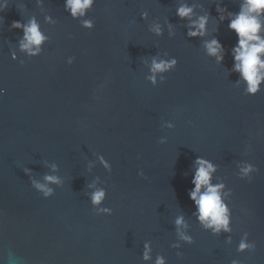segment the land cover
<instances>
[{
    "label": "water",
    "instance_id": "water-1",
    "mask_svg": "<svg viewBox=\"0 0 264 264\" xmlns=\"http://www.w3.org/2000/svg\"><path fill=\"white\" fill-rule=\"evenodd\" d=\"M182 2L96 0L91 32L64 11V0H44L42 8L37 0H10L0 13V87L6 89L0 97V264H150L141 258L147 240L153 259L159 253L168 264H230L232 258L264 264V91L244 96L233 84L237 74L228 77L236 43L228 21L214 33L229 53L220 66L204 55L198 39L186 37L175 15ZM197 2L218 15L211 0ZM238 2L223 0V6L236 12ZM48 14L55 24L45 23ZM31 16L50 41L31 60L18 53L25 59L21 66L11 59L10 47H18L23 33L9 26ZM168 19L177 27L174 38L148 31ZM216 27L211 21L209 38ZM165 51L178 65L164 84L152 87L142 59ZM68 56L75 57L70 66ZM100 84L105 87L97 92ZM161 120L173 121L175 129H161ZM162 136L167 143H158ZM248 144L251 152L244 155ZM94 153L111 163V174L98 162L86 171ZM197 156L217 164V175L227 177L233 191L231 245L191 217L187 192L194 187L191 165ZM45 160L59 165L65 181L49 199L22 170L27 166L42 180L50 172ZM240 160L257 166L251 181L236 177ZM141 170L147 179L138 175ZM94 176L106 181L104 206L113 209L111 216L95 215L84 194ZM181 210L195 243L185 244L179 259L170 245ZM242 230L256 241L255 251H235Z\"/></svg>",
    "mask_w": 264,
    "mask_h": 264
},
{
    "label": "clouds",
    "instance_id": "clouds-1",
    "mask_svg": "<svg viewBox=\"0 0 264 264\" xmlns=\"http://www.w3.org/2000/svg\"><path fill=\"white\" fill-rule=\"evenodd\" d=\"M9 4L10 0H0V13L8 9ZM95 4L96 0H64V11L73 20L78 21L81 28L91 32L95 28L96 22L89 13L92 12ZM211 4L216 6L215 11L218 14L216 17H212L204 5L197 2V0H193V2L184 0V2L177 4L175 15L182 22L180 26L186 29V37L189 40L198 39L200 47L204 50V55L213 58L214 63L220 66H223L225 56L229 53L214 33H218L221 23L228 21L227 28L235 34L236 43L230 50L233 61L232 67L230 69L225 68V70L228 77L233 73L237 74V79L233 84L236 88H242L244 96H255L264 91V0H239V10L236 12L229 11L226 6H223V0H211ZM36 6L42 8L44 0H37ZM197 9L201 11L198 12ZM148 17L149 13L147 11L141 13L142 20L146 21ZM44 20L45 23L50 24L57 22L51 14L45 16ZM213 20L216 21L217 27L212 29V35L209 38V24ZM3 23L4 17L0 16V24ZM12 29L22 30L23 33L15 43L18 47H10L11 59H19L21 66H24L25 59L19 58L18 53L31 60L42 55L45 45L50 41V36L43 31L35 16L23 21H12L9 30ZM148 31L159 37H162L167 31L168 37L174 38L177 34V27L168 19L163 23L152 24ZM68 38H73L71 33L68 34ZM148 60H150V63H148ZM74 62V56L66 58V63L69 66ZM142 63L147 67L145 80L152 87H157L166 82L167 74L176 69L178 60L165 51L162 54L157 52L155 55L143 58ZM105 84L98 85L96 91H102ZM5 94L6 89L0 87V97ZM95 98L99 99L100 97L97 95ZM188 124L191 125L192 121H188ZM160 127L161 129L173 130L176 125L171 120H161ZM158 143H167V137H160ZM250 152L251 144H248L244 149V155H249ZM94 156L95 160L87 162L86 171L91 173L98 162L106 172L111 174V163L104 155L94 153ZM42 163L43 167L50 168V172L47 171L42 175V180L37 178L36 173L31 168L26 166L22 170L28 177L31 187L42 198L49 199L55 195L56 188L63 187L65 181L59 174L60 168L56 162L45 160ZM191 171V184L194 187L187 192L194 208L191 217L195 219L202 230L216 237L223 235L225 243L231 245L233 243V211L231 207L233 191L225 182L227 177L217 175L219 166L202 156H197L192 162ZM257 171V166L249 160H240L236 163L235 175L240 180L251 181L253 174ZM138 175L147 179L142 170L138 172ZM105 185L106 181L101 180L99 176H94L85 185L87 191L84 194L97 216H111L113 214L112 208L104 206L107 198V187ZM188 221L182 210L173 220L176 239L170 247L177 250L176 256L179 259L183 258V252L180 249L185 244L193 245L195 243V239L191 235V225ZM248 237L249 232L242 230L235 245L237 253H242L246 249L249 252L256 250V241L250 240ZM141 258L144 262H150V264H168L167 259L162 254L157 253L153 259V246L150 240L143 243ZM230 264H243V260L232 258Z\"/></svg>",
    "mask_w": 264,
    "mask_h": 264
}]
</instances>
